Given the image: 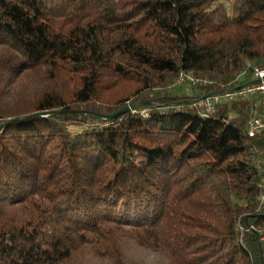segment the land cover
<instances>
[{"label":"trees","instance_id":"trees-1","mask_svg":"<svg viewBox=\"0 0 264 264\" xmlns=\"http://www.w3.org/2000/svg\"><path fill=\"white\" fill-rule=\"evenodd\" d=\"M256 65L264 0H0V264H264Z\"/></svg>","mask_w":264,"mask_h":264},{"label":"built area","instance_id":"built-area-1","mask_svg":"<svg viewBox=\"0 0 264 264\" xmlns=\"http://www.w3.org/2000/svg\"><path fill=\"white\" fill-rule=\"evenodd\" d=\"M251 66V65H249ZM254 73V80L260 79L259 83L251 84L245 88L238 89L232 92H228L222 96L208 97L200 101L203 110L202 115L207 117L209 114L215 111V105L221 100L236 101L245 97H259L253 105V114L247 126V132L249 136H256L260 133H264V65L252 66ZM197 79L187 72H182L177 81V86H183L185 84H195ZM144 110L143 112H145ZM256 167L260 172H264L262 168V159H259L256 163ZM263 187V194L261 199H264V179L260 184Z\"/></svg>","mask_w":264,"mask_h":264},{"label":"water","instance_id":"water-1","mask_svg":"<svg viewBox=\"0 0 264 264\" xmlns=\"http://www.w3.org/2000/svg\"><path fill=\"white\" fill-rule=\"evenodd\" d=\"M260 82V79H255V80H252V81H249V82H246V83H243L241 85H238L237 87H234V88H231V89H227V90H223V91H220V92H213V93H209V94H206V95H203L201 96L198 101H202L208 97H215V96H222L228 92H232V91H235V90H238V89H242V88H245L251 84H256V83H259ZM143 105V102H135V103H131L129 104L128 106L124 107L123 109H120L119 111L113 113V114H110V115H98L99 118L101 119H109V120H112V119H115L117 117H119L120 115L126 113V112H129V111H133L135 110L137 107ZM61 113H64V114H86L87 112L86 111H78V110H51V111H46V112H39V113H36L35 115L36 116H49V115H55V114H61ZM26 117H30V116H22V117H18V118H13V119H7L5 121H3L1 124H0V129L8 122L10 121H13V120H18V119H21V118H26Z\"/></svg>","mask_w":264,"mask_h":264},{"label":"rangeland","instance_id":"rangeland-1","mask_svg":"<svg viewBox=\"0 0 264 264\" xmlns=\"http://www.w3.org/2000/svg\"><path fill=\"white\" fill-rule=\"evenodd\" d=\"M182 88L183 89H185L186 91H188V92H190L191 91V87H190V85L189 84H185L184 86H182ZM173 90H176L177 92H181V87H178V88H172ZM264 163V162H263ZM263 168V167H262ZM262 173H264V172H262ZM263 178H264V176H263Z\"/></svg>","mask_w":264,"mask_h":264}]
</instances>
